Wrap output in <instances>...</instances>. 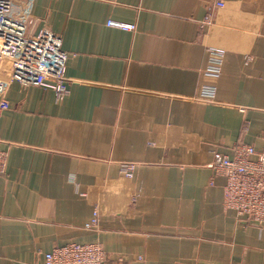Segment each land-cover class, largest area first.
I'll list each match as a JSON object with an SVG mask.
<instances>
[{"label":"crops","instance_id":"obj_1","mask_svg":"<svg viewBox=\"0 0 264 264\" xmlns=\"http://www.w3.org/2000/svg\"><path fill=\"white\" fill-rule=\"evenodd\" d=\"M9 16L70 58L63 101L14 82L0 113V264L70 243L105 264H264V0H12Z\"/></svg>","mask_w":264,"mask_h":264},{"label":"built area","instance_id":"obj_2","mask_svg":"<svg viewBox=\"0 0 264 264\" xmlns=\"http://www.w3.org/2000/svg\"><path fill=\"white\" fill-rule=\"evenodd\" d=\"M218 6L222 7L221 3ZM12 0H0V113L9 109L7 99L9 89L14 82L23 86H38L56 93L63 101L68 93V80L65 69L70 55L62 48V39L48 28L38 33L32 32L25 21L12 19L9 14ZM109 27L135 30V25H128L109 20ZM221 58L213 60L208 73L220 74ZM212 96L211 91L205 94ZM1 146V140H0ZM244 150L256 153L253 147ZM264 160V151L261 152ZM220 153L215 152L211 167L216 173H226L227 165L220 161ZM9 153L0 147V175H4L8 165ZM133 168L126 170V177L132 178ZM240 215L239 218H243ZM97 224V214L88 227ZM106 252L99 243H70L44 254V264H105Z\"/></svg>","mask_w":264,"mask_h":264},{"label":"rangeland","instance_id":"obj_3","mask_svg":"<svg viewBox=\"0 0 264 264\" xmlns=\"http://www.w3.org/2000/svg\"><path fill=\"white\" fill-rule=\"evenodd\" d=\"M262 160H263V158H262Z\"/></svg>","mask_w":264,"mask_h":264}]
</instances>
